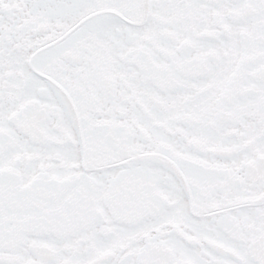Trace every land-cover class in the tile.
Instances as JSON below:
<instances>
[{
    "label": "snow or ice",
    "instance_id": "snow-or-ice-1",
    "mask_svg": "<svg viewBox=\"0 0 264 264\" xmlns=\"http://www.w3.org/2000/svg\"><path fill=\"white\" fill-rule=\"evenodd\" d=\"M0 264H264V0H0Z\"/></svg>",
    "mask_w": 264,
    "mask_h": 264
}]
</instances>
